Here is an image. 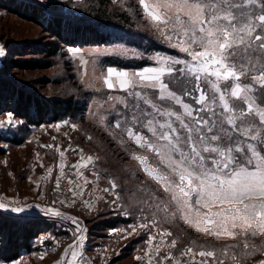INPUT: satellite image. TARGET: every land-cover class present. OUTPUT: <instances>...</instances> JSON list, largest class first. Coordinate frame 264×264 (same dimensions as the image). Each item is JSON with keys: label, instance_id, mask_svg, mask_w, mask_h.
<instances>
[{"label": "rangeland", "instance_id": "374dc122", "mask_svg": "<svg viewBox=\"0 0 264 264\" xmlns=\"http://www.w3.org/2000/svg\"><path fill=\"white\" fill-rule=\"evenodd\" d=\"M42 1L84 13L94 0ZM131 2L115 0L113 3L120 10H128L135 15L141 13L143 18L154 24L152 27L163 37L162 41L169 49H176L146 16L139 0L132 2L135 8L131 7ZM139 22L141 27L147 26L142 20ZM46 39L40 26L0 8V68L19 47L44 43ZM179 53L175 56L155 54L151 56L155 63L153 66L129 70L104 64L105 57L109 55L124 58L140 55L138 50L128 45L66 47L50 68L9 70L12 79L47 97L74 95L81 101L85 100L88 110L86 114L39 127L28 126L11 113L0 114V148L3 150L0 155V204L4 205L1 208L19 213L21 217H48L54 223L53 230L36 240L33 252L21 260L0 264H72L73 250L77 253L76 264H149V261L151 264H174L175 260L179 264H191L192 257L183 255L189 247L194 252L214 250L216 257L206 258L208 264H218L221 259L224 264H260L264 261V235L246 237L250 247L244 249L241 239L197 231L182 218L180 210L171 202L170 194L149 178L134 159L136 155L148 156L150 163L170 175L152 153L128 138L124 131L127 109L117 103L116 98L128 101L132 98L118 88L108 89L104 83L108 70L133 74L159 67L157 61L161 58L184 59L185 54ZM19 57L14 56L16 60ZM23 58L29 59L32 55H24ZM144 91L152 94L151 89ZM184 99L192 103L191 97ZM178 107L173 106L174 109ZM117 121L121 122L120 128L115 127ZM139 131L143 135H151L147 129L140 128ZM49 145L51 147H46ZM82 156L94 157V164L88 168H74ZM60 165H63L62 171ZM78 172L82 176H78ZM84 178L89 183L85 184ZM69 180L73 183L69 184ZM110 182L117 185L115 190L111 189ZM159 201L167 206V212L157 210ZM41 209H52L60 215L45 213ZM110 220L120 222L116 228L102 229L103 223ZM162 230L172 235L161 237L159 233ZM172 240L177 242L175 247L170 246ZM225 249L226 256L222 255ZM233 255L237 257L235 261L232 260ZM167 256L173 259H166ZM204 259L196 257L197 264Z\"/></svg>", "mask_w": 264, "mask_h": 264}, {"label": "snow or ice", "instance_id": "6c2138e0", "mask_svg": "<svg viewBox=\"0 0 264 264\" xmlns=\"http://www.w3.org/2000/svg\"><path fill=\"white\" fill-rule=\"evenodd\" d=\"M139 3L170 46L185 58H161L159 67L133 74L108 70L104 80L108 89L118 88L132 98H116L127 109L124 131L128 138L152 153L170 175L150 163L148 156L134 159L170 194L186 223L210 235L241 239L248 249L246 237L264 235V0ZM165 77H172L178 89L170 87ZM184 97H191L192 103ZM121 126L117 121L115 127ZM140 128L151 135L141 134ZM94 160L82 156L73 167L88 168ZM84 183L89 181L84 178ZM110 183L115 190L117 185ZM156 208L167 212L163 201ZM41 211L60 215L52 209ZM159 235L172 234L162 230ZM176 243L172 240L170 246ZM227 254L223 250L222 255ZM183 255L192 257L191 264H197L196 257L205 258L199 264H208L206 258L216 257V252H194L189 247ZM71 256L76 264L74 250ZM236 259L233 255L232 260ZM218 264H224L223 260Z\"/></svg>", "mask_w": 264, "mask_h": 264}, {"label": "trees", "instance_id": "16d2710c", "mask_svg": "<svg viewBox=\"0 0 264 264\" xmlns=\"http://www.w3.org/2000/svg\"><path fill=\"white\" fill-rule=\"evenodd\" d=\"M113 2L115 0H94L88 10L80 13L76 9L42 0H0V8L40 26L47 37L44 43H30L19 47L14 54L20 55V59L16 60L15 55H11L3 63L0 68V114L11 113L28 126L36 127L86 114L88 104L85 100L81 101L74 95L47 97L9 76L10 69L50 68L66 47L118 43L128 45L138 50L140 55L130 58L109 55L105 57L104 64L129 70L153 66L155 63L151 56L158 53L174 56L181 54L176 49H169L162 41L163 37L152 27L154 24L143 18L140 9V15H135L128 10H120ZM132 2L131 7L135 8ZM139 20L147 26L141 27ZM28 54L32 58H23ZM36 55L42 57L36 59ZM166 80L171 81L170 87L178 89V84L172 77H167ZM187 86L191 88V85ZM2 154L3 150L0 148V155ZM118 222L120 221H106L101 228H116ZM53 229L54 223L48 217H21L19 213H10L0 207V263H12L24 252H33L36 240Z\"/></svg>", "mask_w": 264, "mask_h": 264}, {"label": "crops", "instance_id": "0c3cea01", "mask_svg": "<svg viewBox=\"0 0 264 264\" xmlns=\"http://www.w3.org/2000/svg\"><path fill=\"white\" fill-rule=\"evenodd\" d=\"M27 254H28V253L24 252V253L22 254V256H21L18 260H21V259H22L23 257H25Z\"/></svg>", "mask_w": 264, "mask_h": 264}]
</instances>
